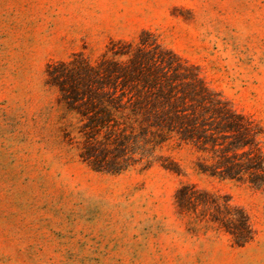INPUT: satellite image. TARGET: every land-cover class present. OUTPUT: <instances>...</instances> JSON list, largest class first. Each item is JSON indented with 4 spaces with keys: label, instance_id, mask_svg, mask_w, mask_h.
Returning a JSON list of instances; mask_svg holds the SVG:
<instances>
[{
    "label": "rangeland",
    "instance_id": "rangeland-1",
    "mask_svg": "<svg viewBox=\"0 0 264 264\" xmlns=\"http://www.w3.org/2000/svg\"><path fill=\"white\" fill-rule=\"evenodd\" d=\"M150 32L264 127V0H0V264H264V190L194 169L186 146L119 175L90 170L63 137L49 64ZM229 195L255 238L243 248L178 214L183 184Z\"/></svg>",
    "mask_w": 264,
    "mask_h": 264
},
{
    "label": "trees",
    "instance_id": "trees-1",
    "mask_svg": "<svg viewBox=\"0 0 264 264\" xmlns=\"http://www.w3.org/2000/svg\"><path fill=\"white\" fill-rule=\"evenodd\" d=\"M46 85L57 93L65 141L94 172L119 175L160 163L179 173L162 154L176 144L192 151L197 173L264 190V127L148 31L135 41L111 40L96 58L80 51L49 64ZM175 205L195 231L220 230L238 248L255 238L248 213L229 195L188 183Z\"/></svg>",
    "mask_w": 264,
    "mask_h": 264
}]
</instances>
